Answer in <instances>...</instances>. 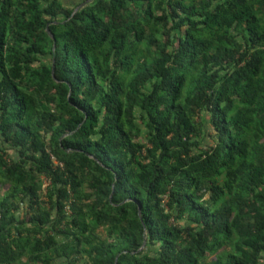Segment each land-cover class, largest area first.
I'll return each mask as SVG.
<instances>
[{
	"label": "trees",
	"instance_id": "trees-1",
	"mask_svg": "<svg viewBox=\"0 0 264 264\" xmlns=\"http://www.w3.org/2000/svg\"><path fill=\"white\" fill-rule=\"evenodd\" d=\"M0 264H264V0H0Z\"/></svg>",
	"mask_w": 264,
	"mask_h": 264
},
{
	"label": "rangeland",
	"instance_id": "rangeland-1",
	"mask_svg": "<svg viewBox=\"0 0 264 264\" xmlns=\"http://www.w3.org/2000/svg\"><path fill=\"white\" fill-rule=\"evenodd\" d=\"M66 6H69V4L74 5L75 3H77L78 0H61ZM145 130L142 131V134H144ZM209 143L210 141L207 140Z\"/></svg>",
	"mask_w": 264,
	"mask_h": 264
}]
</instances>
